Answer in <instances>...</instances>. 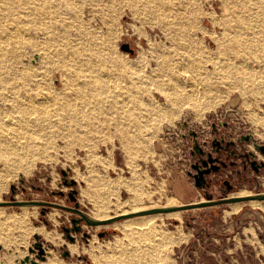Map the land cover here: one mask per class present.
Instances as JSON below:
<instances>
[{"label": "rangeland", "instance_id": "rangeland-1", "mask_svg": "<svg viewBox=\"0 0 264 264\" xmlns=\"http://www.w3.org/2000/svg\"><path fill=\"white\" fill-rule=\"evenodd\" d=\"M223 1L196 0L200 10L197 21L183 25L195 39V44L198 41L204 48L202 50L210 54L217 44L211 33L217 37L221 35L219 23ZM79 2L73 6L60 5L45 20L35 13L27 17V11L38 0H7L2 6L11 7L5 13L1 12V16L5 15L2 23L7 22L15 28V40L10 39V43L16 44V59L8 66L14 67L15 73L38 74L37 81L29 79L23 83L17 80L14 85L19 89L15 95L41 100L51 94L54 102H62L66 88L59 80L61 72L71 78L69 85L72 89L65 94L77 88L76 83L83 78L90 79L92 84L85 86L76 99L72 95L65 99L75 112L65 128L58 129L48 123L37 138H30L27 146H18L15 157L18 161L7 174L0 161V202L10 200V187L14 185L13 195L17 201L35 199L70 205L66 193L72 186L63 184L61 172L64 170L65 178L76 181L72 188L76 189L79 209L93 219H99L94 215L96 207L107 214L103 219L123 213L122 208L124 213L139 212L217 200L219 197L263 193L264 175L259 177L256 187L252 173L241 170L238 159L231 158L238 162V168L227 167L217 174L211 173L207 188L211 198L194 185V179L187 171H191L193 162L190 130L196 133L197 143L206 151L213 152L212 142L221 137L225 141L233 140L237 151L243 152L244 143L236 140L246 133L258 143H264L261 122L264 119V0L238 1L239 12L238 15L235 13L237 44L230 42L229 37L224 39L222 53L213 61L198 63L197 69L190 64L188 56L189 53L191 59L200 58L196 48H171V41L182 43L185 40L184 32L179 34L173 23L167 22L168 36L165 38L154 14L151 12L144 17L136 4L127 5L124 0H118L108 10L105 5L109 15L105 7L102 10V7ZM54 21L56 29L50 27ZM80 26L96 31L99 36L96 41L103 43L102 57L99 56L105 60L101 65L99 57L89 50L94 40L89 38V33L82 39L63 37L69 29L75 37V27ZM43 29L45 35L39 31ZM52 32L57 34V39L48 38ZM162 42L174 62L165 73H161L156 65ZM124 43L129 45L132 53L121 49ZM76 45L82 55L72 56L69 52L75 60V63L71 61L74 65L69 70L60 69L65 59L58 57V51L68 52ZM42 49L47 52L45 59ZM34 54L39 58L35 62L32 61ZM78 59L85 66H81ZM202 67L209 73L205 77L200 75ZM168 72L177 74L178 94L170 92L166 98L161 83ZM190 75L201 86L208 84L199 97L182 93V88L188 87ZM98 76L107 80V95L99 93L102 90H98L96 84ZM2 93L8 97L14 94L10 90L1 91L0 95ZM2 104L10 105L0 100V106ZM52 115H49L48 122L57 119ZM222 123H225L224 127ZM80 125L81 131L77 129ZM249 145L253 146L252 143ZM236 169H240L242 175L235 174ZM246 176L251 181L246 182ZM222 179L230 180L233 187L226 189ZM114 181L119 187L113 191L106 183ZM58 191L64 195L57 194ZM131 196L137 200L133 206L135 209L125 202ZM254 202L248 200L179 210L177 216L171 217L162 212L142 214L100 226L82 222L81 231L70 232L74 241L68 240L63 230L66 226L72 227L70 219L74 215L68 210L50 207L42 215L41 207L37 205H4L0 207V264H19L16 259L28 254L35 233L43 240L46 251L45 260L29 254L38 264H264V200ZM234 205L239 207L232 210ZM23 207L28 211L24 212ZM145 215L155 216V228L148 229L144 224H134L133 228L127 229L123 226L126 220ZM20 216L24 218L19 222ZM99 231H104L105 235L99 237ZM84 232L89 234L88 241L82 238ZM117 242L121 247L111 249ZM66 250L69 256L64 258L62 252ZM94 257L98 260L95 261Z\"/></svg>", "mask_w": 264, "mask_h": 264}, {"label": "bare ground", "instance_id": "bare-ground-1", "mask_svg": "<svg viewBox=\"0 0 264 264\" xmlns=\"http://www.w3.org/2000/svg\"><path fill=\"white\" fill-rule=\"evenodd\" d=\"M6 1L7 0H0V92L1 91L4 92L6 90H10L12 93H14L12 95V97H8L4 93H2L3 95H0V98H1L0 100H3V101H5V102L10 104V105H3L2 104L0 106V161L5 166V168L3 169L4 173L7 174L8 172H10V170L12 168L15 167L14 164L18 161V160H15L16 155H18V153H17L18 146H20V147L22 146V148L24 146H27L28 141L31 140L30 138H33V137L37 138L39 133L44 131L46 129V127L50 123L53 126L57 127L58 129H63V127L65 128L67 126L66 124L69 122V120L71 121L74 118L73 115H74L75 112L73 111L74 109H70L69 108V103L67 101H65V99H67L68 97H71V95L74 96L75 99H76V96L80 95L81 94L80 92L84 91V88H86L85 86L91 85L92 81L90 79H86V78H83L82 80H78V82L76 83V87L77 88H75V89L73 88V90H71L67 94H65V92L68 89H72V87L69 85V83L71 82L70 81L71 78L69 79L68 76H65L64 73L61 72L60 75H59V80L61 81L63 86H65V88H66V90L64 92V95H63V97L64 96H66V97L63 98L62 102H54L55 99L53 98V96L51 94H48L46 97H43L41 100H33V99L31 100L30 97L26 98V97H23L22 95H15V93L19 89L18 87H16L17 85H14V83L17 80H22L23 83H24V81L29 80V79L30 80L32 79L33 81H35V80L37 81L38 79H35V78L37 77L38 74L36 72H34L35 74L32 73V72L31 73H27V74L26 73L25 74H23V73H15V68L8 66V65L14 64V61L16 59L15 58L16 56L14 54L15 53V45L16 44L11 45V43H10V39H14L15 40V38H14L15 37V34H14L15 28H13V25L11 26L7 22L6 23H2V20H1L2 18L5 17V15L1 16V12L4 11V13H5V11H8L9 9H11V7H9L7 4L5 5V7H2L6 3ZM79 1L83 2L86 5H92V6H95V7L96 6L102 7V10L105 7L104 10L107 11L108 8L112 7V3H114V2L116 3L118 0H79ZM124 1L127 3V5L136 4L139 7V9L142 10V12L144 14V17H146L145 14H148V13L152 12L154 14V17H155V20H156V24L161 29V31H163L165 33V38H167V36H168V33H166L167 22L173 23L174 25H176L177 29H178L177 31H178L179 34H182V32H184L183 35H185V40L182 43L171 41L172 42L171 43V45H172L171 48H173V50H179V49L182 50V49L189 48V47L190 48H196L197 49V53H199V55H200L199 56L200 58H198V59L192 58L191 59V57H190L191 54L188 53L189 62H190V64L194 65L195 68H196V65L198 63L201 64V63H206V62L213 61L214 57H217V55L221 54L222 53L223 40L224 39H227L229 37L228 40H230V42L237 44V38L238 37H237V34H236V27H238V25H236L237 23L235 22L236 21L235 20V13L238 15L239 10H238L237 4H238L239 0H225V1L222 2V7L223 8L220 6L222 8V11H221L222 12L221 13V22L219 23L220 28H221V35L217 37L214 33H211V37H213L217 41V44H215L216 45V49H215V51H213V54H210V53L206 52L205 50H202L204 48H203L202 45L199 44L198 41L195 44V42H194L195 39L192 38L191 33L185 31L184 27H183L184 23H185V25H188V24L190 25V24H193L194 21H197V15L200 13V10H199V7H197V5L195 3L196 0H124ZM77 2H78V0H38V3L36 5H33L31 7V9L29 11H27L28 12L27 17L32 16L35 13L37 16H39V18L43 17L44 18L43 20H45V18H48V14H50L51 12H55L54 10H56L57 7H59L60 5L66 6V5L70 4V5L73 6V4L76 5ZM121 3L120 4H116V5H121ZM105 5H107L108 7L105 6ZM123 5H125V3H123ZM106 7H107V10H106ZM111 11H113V10H111ZM109 15H110V13H109ZM254 15H256V14H254ZM183 16H185V20L184 21H183V18H184ZM109 18H111V17H109ZM103 19H105V18H103ZM29 20H30L29 22H31V19H29ZM237 20H240V18H237ZM55 26H56V23L54 21L50 25V27H52V28L54 27L56 29ZM9 27H11V28H9ZM195 27H196V25H195ZM4 28L7 29V32H6V30ZM31 28L36 30L35 27H30V29ZM85 29L86 28H84L82 26L75 27V30H76L75 37L73 35H71L72 31L69 29V33L68 34L66 33L65 35H63V37H65L67 39L68 38L76 39L77 37L82 39L87 33H89L90 34L89 38L92 37L94 39L92 42L90 41L91 44L89 45V50H92L94 52L93 54L95 56L97 55L99 57V60L101 62L100 65H101L103 63V61L105 60V59L103 60V58H101L102 57L101 56V53H102L101 51L104 49L103 48V43L101 41H96L97 38L99 37L98 34L96 33V31H94L92 29H91V31L90 30H85ZM196 29H197V27H196ZM39 31L43 35H45V33H46L45 29L39 30ZM207 32H209V31H207ZM53 37H54V39H57L58 36H57V34H53V32H52L49 35L48 38H53ZM33 38H34V36H33ZM82 41H84V40H82ZM252 42L253 41H251L250 43H252ZM29 46H31V45H29ZM39 49H41V48H39ZM45 49L41 50L42 51V55H43L42 56L43 59H45L46 55H47V52H46ZM167 50L168 49L165 47V43L162 42L161 43V47L157 51V56H156L157 57V63H156L157 69H159V71L161 73L162 72H164V73L167 72L168 71V69H167L168 66L171 65V64H174V62L172 63V59L169 58L170 55L168 54ZM80 51L81 50L79 49V47L77 45L76 46H71V50L68 51V52L66 50H64L63 52L62 51H58L59 52V56L58 57L59 58L62 57V58L65 59L64 63L61 64L60 69H62L61 67H63L62 70H69L72 67V64L74 65V63H75V60H73L71 58V55L72 56L73 55L81 56L82 54H80L81 53ZM69 52H72V54L70 55ZM251 53H253V52H251ZM99 54H100L101 57L99 56ZM78 60L81 63V66H85L84 64H82L80 59H78ZM82 60H85V59H82ZM71 61H73L74 63H71ZM126 64H124L122 66L125 67ZM127 66H129V65H127ZM207 74H209V73H207L205 68H203V71L200 72V75H202L203 77L207 76ZM133 75H134V73H133ZM145 76H146V74H145ZM161 76H163V74H161ZM166 76H167V78L166 79L163 78L164 83H161V85H162V88L164 87L163 88L164 96L167 98V97H169L171 95L170 92H172L173 94H178L176 92L177 91V87H178V86H176L177 82H178V78H177V74L175 72H172V73L168 72V74H166ZM192 76L189 77L190 80L188 81V84H187L188 87L187 86H186L187 88H185V87L182 88L181 87L182 88V93L183 94L184 93L185 94L188 93L190 96H194L195 95V96L199 97V94L207 89L208 84H206L205 86L204 85L201 86L200 83L198 84L195 80L192 79L193 78ZM146 78H147V76H146ZM106 81L107 80L104 79L102 76H100V77L98 76L96 78V84L99 86L98 90H102V92H99V93H102V94L105 93V88L108 86L107 85L108 83H106ZM165 81H167V83H165ZM39 86H41V84ZM123 87H124V85H123ZM143 91L145 92L146 90H143ZM42 93H44V92H42ZM119 93H120V90H119ZM105 94L107 95V92ZM36 95L37 94H35V96ZM110 96H111V94H110ZM198 97H196V98H198ZM35 99H37V97ZM59 100H60V98H59ZM199 100L201 101V99H199ZM195 101H198V100H195ZM117 105H118V103H117ZM124 107H126V106H124ZM71 108H73V107H71ZM122 113H124V112H122ZM51 114H53L52 116H54V118H57V119H54L55 121H53V119H52L53 122H51V121L48 122V119H50L49 115H51ZM126 115L127 114H125V116ZM263 118H264V116H263ZM261 122L264 125V119ZM132 123H133V121H132ZM68 128H69V126H68ZM78 128H80L79 131H81V125L78 126L77 129ZM120 131H121V129H120ZM137 132H139V131H137ZM125 138H124V140H125ZM131 145H133V144H131ZM20 155H21V152H20ZM0 178H2V177H0ZM1 180H0V190L2 189L1 188ZM2 182H4V181H2ZM106 186L109 189L113 190V191L118 189L117 187H119L118 186V182H115V181L114 182H110V183H106ZM136 201H137L136 198L131 196L125 202H127L129 204V207H131L132 209H135L133 206L135 205ZM253 203H255L254 200H253ZM116 205H117V207H120V205H118V203H116ZM99 206L102 207L101 204H99ZM238 207H239V205H234L232 210L233 209H237ZM104 208H105V206H104ZM23 210H24V212L28 211L24 207H23ZM102 210H104V209H102ZM122 211H123V213H121V214H126V213H124V211H125L124 208H122ZM178 214H179L178 212L172 211V212L167 213V216H170V217L172 215L177 216ZM94 215L97 216L99 219H102V217L107 216V214L105 212L101 211L100 207H96V209H94ZM154 217L155 216L145 215V216L136 218V220H126V222H125V224L123 226L126 227V229H127L128 227H132L134 224L135 225L136 224H138V225L144 224V225H147V227H149L148 229H150L152 227L155 228V222L153 221ZM23 218H24V216H22V217L20 216L19 222L22 221ZM103 219H107V218H103ZM126 233L127 232H125V234ZM47 237H49L50 239H53L52 235H50V234H47ZM164 238L166 240L167 237H164ZM172 241H173V239H172ZM118 247H121L119 242L115 243L114 246L111 249H114V248L116 249ZM71 248H75V247L71 246ZM106 251H108V250H106ZM96 258H95V261L98 260V259L96 260ZM99 259H100V257H99Z\"/></svg>", "mask_w": 264, "mask_h": 264}, {"label": "water", "instance_id": "water-1", "mask_svg": "<svg viewBox=\"0 0 264 264\" xmlns=\"http://www.w3.org/2000/svg\"><path fill=\"white\" fill-rule=\"evenodd\" d=\"M121 49L129 51L130 53H132V50L129 48V45L127 43H124L121 45ZM38 55L34 54L33 55V59L32 61L35 62L36 60H38ZM189 134L193 137L192 139V148L190 149V154L192 156H201V155H205V151L202 147L201 144L197 143L196 140V133L193 130L189 131ZM249 135L246 138L252 137V135L250 133H248ZM253 142L256 144L257 148L261 150V152L264 153V143H261L260 145H258L257 141L252 137ZM200 163H193L191 164V169L195 171V173H191V171H188V174L191 175V177L194 179V185L200 189V190H204L205 187H208V182H207V178L206 176L211 172V171H216L217 170V166L213 165L214 162L217 161V159L212 158L211 154L208 153L207 154V158H201L199 159ZM62 176L64 179L63 180V184H67L69 186L75 187L76 186V181L74 179H67L65 178L66 175V171H62ZM21 181H23L20 178ZM227 183V182H225ZM70 188V190L66 193L67 194V199L73 203V206H61L57 203L54 202H46V201H41V200H15L14 197V192L16 190V187L14 185H11L10 187V200H4L2 202H0V207L4 206V205H11V206H15V207H19V206H40V213L43 215L45 214L46 211H48V208H50V206L52 207H58L61 209H66L69 210L72 213H75L78 215V218L72 217L70 219V223L72 224V230L75 232H79L81 231V221H84L86 224L90 225V226H100V225H108L111 224V222H114L116 220H121V219H126L128 217H133L136 215H142V214H157L159 212L162 213H169L172 211H179V210H187V209H194V208H202L205 206H211V205H217V204H225V203H233V202H239V201H248V200H258V201H263L264 200V193L263 194H257V195H248V196H232L231 198H225V199H217V200H206V201H202V202H197V203H187L185 205H178V206H172V207H157V208H152V209H146V210H141L139 212H129L126 214H118V215H113L110 218L107 219H93L90 216H88L82 209H79V205L77 202V198H76V189L74 188ZM57 194L63 196V192L58 191ZM205 195L208 196L209 193L205 190ZM63 230L65 232V237L70 240V241H74L73 236L70 234V228L69 227H63ZM97 235L99 237H102L105 235L104 231H99L97 233ZM83 239H85L86 241H88L89 238V234L87 232L83 233L82 236ZM33 242L32 245L30 247H28L27 251L28 254L24 255V257H21L20 259H16V263L19 264H38L37 260H35L32 256H30L29 254H33L34 256H36L38 259L40 260H45V254L46 251L44 250L43 247V240H41V237L35 233L33 235ZM62 255L64 258H67L68 255V251H63ZM1 264H4V262H1Z\"/></svg>", "mask_w": 264, "mask_h": 264}, {"label": "flooded vegetation", "instance_id": "flooded-vegetation-1", "mask_svg": "<svg viewBox=\"0 0 264 264\" xmlns=\"http://www.w3.org/2000/svg\"><path fill=\"white\" fill-rule=\"evenodd\" d=\"M221 126H225V123H222ZM249 134L246 133L245 135L241 136V138H238L236 140L237 143H244V151L243 152H239L237 151L236 148V143L231 140V141H225L223 138H219L216 139L212 142L213 144V152L212 151H205V155H201L199 156H192L191 157L193 159V162H191V164L193 163H200L201 158L206 159L207 158V154L210 153L212 158L217 159L216 162L213 163V165L217 166V170L216 171H211L207 176V182L208 179H210V175L211 173H219L222 169H226L227 167H239V164L236 160H233L231 158L234 159H238L240 162V166H241V170L245 171V173H247L248 171L252 173V179L254 181L255 186L257 187L259 185V177L263 174L264 175V153L261 152L260 149L257 148L256 144L253 142L252 137L246 138ZM191 136V135H190ZM196 138V137H195ZM193 139V137H192ZM197 140V138H196ZM250 143H252V147H250ZM258 143V142H257ZM261 143H258V145H260ZM190 164V165H191ZM240 169H236L235 170V174L242 175V171ZM189 171V170H188ZM187 171V174H188ZM191 173H195L194 170L191 169ZM189 175V174H188ZM191 176V175H190ZM222 184L223 186L230 190L233 187V184H231V181L228 179H222ZM247 181H251V178L246 176V182ZM227 182V183H225ZM208 186H209V182H208ZM208 187H205V189L203 190L204 195H205V190L209 193L208 198H211L210 192L207 190ZM264 193V192H263ZM263 193H255V194H248V195H257V194H263ZM247 195V196H248ZM225 198H229V197H219L217 199H225ZM70 205H65V206H73V203L70 202L68 199H66ZM212 200V199H211ZM64 206V207H65ZM52 207V206H50ZM49 209V208H48ZM69 211V210H68ZM70 212V211H69ZM72 213V212H70ZM74 215L75 218H78V215L75 213H72ZM72 218V217H71ZM84 221H81V223ZM80 223V224H81ZM73 227V226H72ZM71 227V230H72ZM70 230V232H71Z\"/></svg>", "mask_w": 264, "mask_h": 264}]
</instances>
